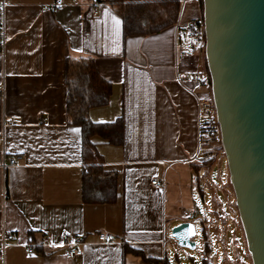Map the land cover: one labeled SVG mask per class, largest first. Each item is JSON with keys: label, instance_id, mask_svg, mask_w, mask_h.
<instances>
[{"label": "crops", "instance_id": "1", "mask_svg": "<svg viewBox=\"0 0 264 264\" xmlns=\"http://www.w3.org/2000/svg\"><path fill=\"white\" fill-rule=\"evenodd\" d=\"M56 1L9 0L7 44L0 55L5 86L0 94V241L6 232L16 240L0 264H149L126 248L175 264L170 249L177 257L181 247L172 228L196 221L204 233L205 257L216 264H251L243 228L228 222L223 233L213 215L218 205L229 213L235 203L226 160L206 167L192 162L199 144L198 108L187 91L188 75L207 77V64L203 53L175 46L181 1L134 0L143 3L139 15L147 25L166 26L128 37L119 10L131 0L118 1L121 8L100 2L98 14L92 0H64L62 11L46 9ZM183 17L200 19V2L188 0ZM83 58L94 59L113 86L109 105L92 109L89 120L121 119L125 125L121 144L91 138L94 163L85 160L84 131L67 105V66ZM12 156L22 160L4 171V159ZM92 167L115 174L114 201L87 200L85 174ZM155 179L164 182L163 189L152 185ZM207 191L208 225L196 202L205 206ZM189 210L192 215L183 217ZM211 229L221 257L210 244ZM64 231L84 243L81 256L66 257ZM99 234L114 241L101 243ZM44 240L52 245L28 252L30 244Z\"/></svg>", "mask_w": 264, "mask_h": 264}, {"label": "water", "instance_id": "2", "mask_svg": "<svg viewBox=\"0 0 264 264\" xmlns=\"http://www.w3.org/2000/svg\"><path fill=\"white\" fill-rule=\"evenodd\" d=\"M205 59L230 183L253 264H264V0H202ZM196 250L197 228L172 229Z\"/></svg>", "mask_w": 264, "mask_h": 264}, {"label": "built area", "instance_id": "3", "mask_svg": "<svg viewBox=\"0 0 264 264\" xmlns=\"http://www.w3.org/2000/svg\"><path fill=\"white\" fill-rule=\"evenodd\" d=\"M182 4L181 12L174 24L175 30V46L177 50H181L184 47H189L195 53L205 52L206 38L203 21L199 19L186 20L183 17L184 5L188 0H180ZM199 1V0H191ZM100 1L92 0L91 7L94 9V13H99ZM65 7L64 0H57L54 5L47 7L46 9H52L62 11ZM9 8V0H0V55H5L7 44V11ZM188 78L192 80V86L187 88V91L196 99L198 108V135L199 144L197 155L193 159V163L198 167H206L221 160H226L225 151L221 139V129L218 121L217 110L213 100L211 92V84L208 78L202 72H195L188 75ZM202 91H206L205 94ZM5 86L0 84V94L4 96ZM4 141L3 137H0V143ZM22 160L21 156H12L5 158L2 164L4 171L10 168L16 167L19 161ZM152 185L161 190L164 188V182L155 179L152 181ZM221 192H225L224 188L218 189ZM192 211L189 210L183 217H190ZM213 215L217 218V222L220 223V229L224 231L228 227V222H232L233 225H240L242 227L241 219L237 210L236 202L229 213H225L220 205L213 209ZM243 228V227H242ZM63 242L62 245L68 246L70 249L66 252L68 259H73L76 256H81L83 251L81 247L83 242L74 238L67 231L62 233ZM224 237V234L222 235ZM16 236L12 232L4 233L0 241V258L4 257L6 249L14 243ZM114 237L106 234H99V242L112 243ZM166 243V242H165ZM52 244L48 240H44L41 243H32L29 245L28 252L34 253L35 250L51 246ZM208 264H216L215 260L211 258L206 259ZM162 264H165L164 262Z\"/></svg>", "mask_w": 264, "mask_h": 264}, {"label": "trees", "instance_id": "4", "mask_svg": "<svg viewBox=\"0 0 264 264\" xmlns=\"http://www.w3.org/2000/svg\"><path fill=\"white\" fill-rule=\"evenodd\" d=\"M98 1L112 3L115 0ZM199 2L201 7V17L199 20L203 21V2L202 0H199ZM164 4H166L165 1ZM143 6V3L131 0L119 10L123 17L126 37L133 34H150L166 26V24H162L160 27L154 28L152 24L147 25V21H144V18L139 15V10L144 8ZM206 71L209 83L211 84L208 70L206 69ZM66 84L68 88L67 105L69 114L73 117L74 123L81 126L84 131L85 160L94 163L93 148H95V144L91 140L93 136L98 135L108 142L121 144L125 134L124 121L121 119L110 124H101L92 123L88 118L92 109L103 108L109 105L113 86L101 76L92 58H83L77 62L68 64ZM116 184L117 180L114 173L102 172L101 168L92 167L85 174V195L87 200L104 203L114 201L116 197ZM99 191L100 193H98ZM126 251L142 256L149 264L161 263V261L146 258L144 254L130 248H126ZM206 253H208V250ZM203 264H208L206 258H203Z\"/></svg>", "mask_w": 264, "mask_h": 264}, {"label": "rangeland", "instance_id": "5", "mask_svg": "<svg viewBox=\"0 0 264 264\" xmlns=\"http://www.w3.org/2000/svg\"><path fill=\"white\" fill-rule=\"evenodd\" d=\"M120 0H115L113 3H116ZM118 7H122V4H117ZM226 165H227V160H226ZM226 175V174H225ZM198 206L202 209V213L204 214L205 217H207L208 222L207 225L210 223L212 219V207L210 203V196L209 192H206V201H205V206L203 202L196 201ZM196 228H197V236L195 238V242L197 243L198 249L196 250H188V249H183L181 248L180 252L178 253V257H176L175 253L173 252V249H170V253L172 256V263H174L176 260L175 264H203V258H209L208 256L205 257L204 251H205V237L204 233L201 230V223L200 221H196ZM173 229V228H172ZM209 240L210 244L212 246V249L214 252L218 251L219 252V257L222 256V250L220 247H218L219 243L216 240V233L214 230L209 231ZM174 261V262H173ZM251 264H253L251 262Z\"/></svg>", "mask_w": 264, "mask_h": 264}]
</instances>
